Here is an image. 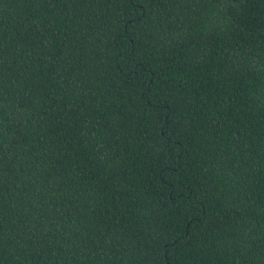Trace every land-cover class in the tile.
<instances>
[{
  "label": "trees",
  "instance_id": "trees-1",
  "mask_svg": "<svg viewBox=\"0 0 264 264\" xmlns=\"http://www.w3.org/2000/svg\"><path fill=\"white\" fill-rule=\"evenodd\" d=\"M0 264H264V0H0Z\"/></svg>",
  "mask_w": 264,
  "mask_h": 264
}]
</instances>
